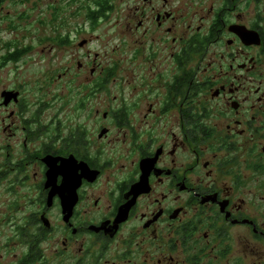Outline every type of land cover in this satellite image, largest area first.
<instances>
[{
	"label": "flooded vegetation",
	"instance_id": "af4514ba",
	"mask_svg": "<svg viewBox=\"0 0 264 264\" xmlns=\"http://www.w3.org/2000/svg\"><path fill=\"white\" fill-rule=\"evenodd\" d=\"M92 1L0 45V264H264V0Z\"/></svg>",
	"mask_w": 264,
	"mask_h": 264
},
{
	"label": "rangeland",
	"instance_id": "374dc122",
	"mask_svg": "<svg viewBox=\"0 0 264 264\" xmlns=\"http://www.w3.org/2000/svg\"><path fill=\"white\" fill-rule=\"evenodd\" d=\"M94 1L92 0H37V6L35 14L31 18L20 19L23 13L29 14L28 7L20 4H6L2 10H0V45L2 41H7L11 37L8 35L10 27L22 32L30 29L33 31L34 39L37 46L36 60L47 61L48 56L55 57L60 55V51L52 52L45 51L43 49L48 46V43L60 39L61 32L67 27L74 28L75 25H81V28L87 26L85 16L88 15L94 8ZM82 9L81 12H76V9ZM78 13V17L74 16ZM85 15V16H84ZM9 26V27H8ZM109 28L101 26V28L95 32L93 38H97L98 42L92 44V50H100L108 44V38L105 37V33ZM89 39L88 35H84ZM102 51V50H101Z\"/></svg>",
	"mask_w": 264,
	"mask_h": 264
}]
</instances>
